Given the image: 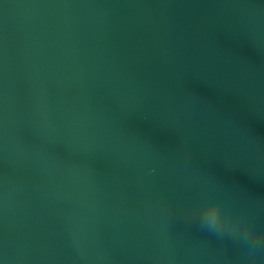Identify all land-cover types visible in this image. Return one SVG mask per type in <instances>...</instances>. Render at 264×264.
Segmentation results:
<instances>
[{
  "label": "water",
  "instance_id": "95a60500",
  "mask_svg": "<svg viewBox=\"0 0 264 264\" xmlns=\"http://www.w3.org/2000/svg\"><path fill=\"white\" fill-rule=\"evenodd\" d=\"M264 0H0L4 264H264Z\"/></svg>",
  "mask_w": 264,
  "mask_h": 264
},
{
  "label": "clouds",
  "instance_id": "9594fccd",
  "mask_svg": "<svg viewBox=\"0 0 264 264\" xmlns=\"http://www.w3.org/2000/svg\"><path fill=\"white\" fill-rule=\"evenodd\" d=\"M200 221L210 230L226 232L235 238H242L253 245L264 244V228H257L243 216H233L218 199L206 201L199 208ZM0 264H4L0 260Z\"/></svg>",
  "mask_w": 264,
  "mask_h": 264
}]
</instances>
